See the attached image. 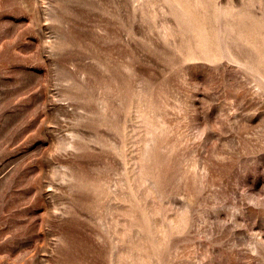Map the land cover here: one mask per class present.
<instances>
[{"label": "rangeland", "instance_id": "rangeland-1", "mask_svg": "<svg viewBox=\"0 0 264 264\" xmlns=\"http://www.w3.org/2000/svg\"><path fill=\"white\" fill-rule=\"evenodd\" d=\"M0 264H264V0H0Z\"/></svg>", "mask_w": 264, "mask_h": 264}, {"label": "bare ground", "instance_id": "bare-ground-1", "mask_svg": "<svg viewBox=\"0 0 264 264\" xmlns=\"http://www.w3.org/2000/svg\"><path fill=\"white\" fill-rule=\"evenodd\" d=\"M218 6V5H217ZM216 7V6H215ZM225 7V6H224ZM215 9V8H214ZM217 10L221 13V12H224V11H227L228 10V8H222V7H219V8H217Z\"/></svg>", "mask_w": 264, "mask_h": 264}]
</instances>
